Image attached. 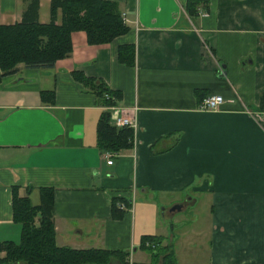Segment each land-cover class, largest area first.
<instances>
[{
    "label": "crops",
    "instance_id": "obj_1",
    "mask_svg": "<svg viewBox=\"0 0 264 264\" xmlns=\"http://www.w3.org/2000/svg\"><path fill=\"white\" fill-rule=\"evenodd\" d=\"M111 1L124 34L88 44L72 31L66 57L19 63L0 79V241L19 238L12 187L33 205L50 187L57 246L147 263L140 238L153 235L176 264H264V0H198L191 13L187 0ZM28 2L0 0V24L20 21ZM25 17L48 22L49 0ZM123 44L133 45L131 65L116 57ZM72 71L119 98L100 105ZM208 94L224 102L199 109ZM109 107L134 128L131 147L108 165L96 123ZM175 212L186 221L174 239Z\"/></svg>",
    "mask_w": 264,
    "mask_h": 264
},
{
    "label": "trees",
    "instance_id": "obj_2",
    "mask_svg": "<svg viewBox=\"0 0 264 264\" xmlns=\"http://www.w3.org/2000/svg\"><path fill=\"white\" fill-rule=\"evenodd\" d=\"M197 2L187 0L186 10L195 11ZM36 7L37 0H29L20 21L0 24V79L14 72L19 63L26 67H51L56 60L66 57L71 51L72 31H83L88 44H103L128 29L116 2L111 0H49L50 19L45 23L25 17L30 11L34 14ZM56 9L60 11L58 23L54 18ZM133 52L132 44H123L118 46L116 57L131 65ZM72 77L92 91L104 107L113 105L120 96L95 77H87L79 71H72ZM96 143L100 151L117 154L131 147L132 130L112 125L109 111L103 110L96 123ZM11 191L12 220L19 224L20 233L17 242L0 241L3 253L0 264H107L112 258L118 259L120 264H128L127 251L57 246L50 187L39 188L37 205L31 204L27 196H19L17 186ZM111 204L114 206V202ZM146 242L149 244L145 245ZM139 248L148 253L149 261L132 264H176L170 245H162L158 236L142 235Z\"/></svg>",
    "mask_w": 264,
    "mask_h": 264
},
{
    "label": "built area",
    "instance_id": "obj_3",
    "mask_svg": "<svg viewBox=\"0 0 264 264\" xmlns=\"http://www.w3.org/2000/svg\"><path fill=\"white\" fill-rule=\"evenodd\" d=\"M223 102L224 99L220 94H208L202 98L201 102L198 105V108L201 110H215ZM109 110V119L112 125L116 127H129L131 129L134 128V120H132L130 117L122 116V114L119 113L118 109L109 107ZM114 155V153L105 152V163L108 165L111 164L112 157Z\"/></svg>",
    "mask_w": 264,
    "mask_h": 264
},
{
    "label": "rangeland",
    "instance_id": "obj_4",
    "mask_svg": "<svg viewBox=\"0 0 264 264\" xmlns=\"http://www.w3.org/2000/svg\"><path fill=\"white\" fill-rule=\"evenodd\" d=\"M107 108H108V106H107ZM122 116H124V117H127L126 115H122ZM179 214H182L181 212H175L174 214H168L167 213V218L168 219H171V221H172V223H173V227L174 228H172V231L169 233L170 235L171 234H173V238L175 239V236L176 235H178L179 234V232L181 231V229H180V227H181V225H182V223L181 222H184V221H186L185 219H182L181 217H180V215ZM183 230H184V228H183ZM149 244V242H146L145 243V245H148ZM178 245V243L176 244V246ZM144 253V254H143ZM143 253L142 252H139V254H142V255H144V256H146L147 255V253L145 252V251H143ZM128 256V255H127ZM131 259H136L135 257H132ZM130 259V260H131ZM130 260H129V258L128 257H126V259H125V261L128 263V264H132V262H130ZM110 263H113V264H120L119 263V261H118V259H115V258H112L107 264H110Z\"/></svg>",
    "mask_w": 264,
    "mask_h": 264
},
{
    "label": "water",
    "instance_id": "obj_5",
    "mask_svg": "<svg viewBox=\"0 0 264 264\" xmlns=\"http://www.w3.org/2000/svg\"><path fill=\"white\" fill-rule=\"evenodd\" d=\"M178 208H179V206L174 205V206H172V207L170 208V211H171V212H174V211L177 210Z\"/></svg>",
    "mask_w": 264,
    "mask_h": 264
}]
</instances>
